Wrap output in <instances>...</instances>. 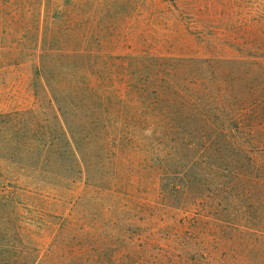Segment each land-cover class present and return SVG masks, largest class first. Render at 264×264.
Masks as SVG:
<instances>
[{"label": "rangeland", "instance_id": "1", "mask_svg": "<svg viewBox=\"0 0 264 264\" xmlns=\"http://www.w3.org/2000/svg\"><path fill=\"white\" fill-rule=\"evenodd\" d=\"M33 1L20 35L67 30L59 47L116 89L59 129L31 60L1 75L0 193L20 205L0 206V264H264V0H48L61 13L40 17Z\"/></svg>", "mask_w": 264, "mask_h": 264}, {"label": "trees", "instance_id": "2", "mask_svg": "<svg viewBox=\"0 0 264 264\" xmlns=\"http://www.w3.org/2000/svg\"><path fill=\"white\" fill-rule=\"evenodd\" d=\"M43 3V0L30 2V6L37 7L36 11L39 17L41 14L49 16L50 5H53L57 10L56 14L61 13L60 6L62 5L48 3V0ZM22 4L23 0H7L0 3V77L7 71L21 70L31 60L33 63L30 62V64H33L34 67L31 82L35 97H42L43 108L47 111L46 116H50V111L55 113V117L51 118L59 129L67 127L69 119L74 118L77 112L89 114L91 116L88 118H91L95 116L93 114L96 112L105 111L103 108H106L107 111L113 109L112 105L107 104V96L114 93L116 86L110 76L104 77L98 74V70L91 63L96 56L88 52H71L68 49L60 48L59 44L68 40L63 37V35H68L67 30L62 31V33L54 31L48 35L49 31L44 30L41 39L39 35L41 33L40 24H37L35 29L33 28L34 31L36 30V41L38 44H46L45 40L48 39L52 46L49 49L39 46L40 52L37 48L33 49L31 47L32 40L29 36L35 37V35L28 31L26 35H20L21 17L19 16H22V11L27 7L29 8V4L27 6H22ZM61 16V14L58 15L55 22L58 23ZM239 61H246V57L239 58ZM255 61V59L252 60L259 67ZM5 87H7V83L1 82L0 94L5 93ZM72 123L73 121H71ZM15 133L19 134V130H16ZM256 140L257 145L262 146H257L258 154L264 155V126L258 125ZM21 154L20 148L16 150V153L13 151L15 158L20 159L23 156ZM254 170L256 200L264 203V159H256ZM169 180L171 178H165L163 183L168 184L171 182ZM0 183H4V181H0ZM17 205L20 204L16 202L15 198L10 199L5 194L0 193L1 208L16 211ZM262 234L256 233V242L259 246L262 243ZM115 235L122 234L118 231ZM256 256L258 257L256 260L259 257L264 258L262 254H256ZM84 259L83 261H76L75 264H104L108 261L104 255H90V258ZM69 261L70 264H74L71 260Z\"/></svg>", "mask_w": 264, "mask_h": 264}]
</instances>
